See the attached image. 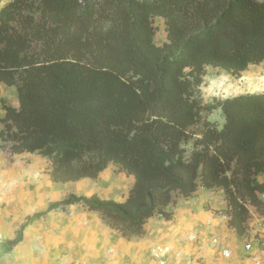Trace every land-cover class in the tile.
Instances as JSON below:
<instances>
[{
	"label": "trees",
	"instance_id": "obj_1",
	"mask_svg": "<svg viewBox=\"0 0 264 264\" xmlns=\"http://www.w3.org/2000/svg\"><path fill=\"white\" fill-rule=\"evenodd\" d=\"M263 62L264 0H0V83L19 101L1 98V147L50 159L57 183L110 164L132 176L122 202L72 193L49 207L82 204L128 239L199 187L223 191L229 227L248 237L264 216V92L205 102L202 87L207 67L240 76Z\"/></svg>",
	"mask_w": 264,
	"mask_h": 264
},
{
	"label": "crops",
	"instance_id": "obj_2",
	"mask_svg": "<svg viewBox=\"0 0 264 264\" xmlns=\"http://www.w3.org/2000/svg\"><path fill=\"white\" fill-rule=\"evenodd\" d=\"M33 183L40 187L31 201L35 206L45 207L48 202L43 194L52 192L51 202H61L69 195L62 190L72 186L77 187L73 194L78 196L98 195L122 202L134 179L110 164L97 179L55 183L48 176L41 180L34 178ZM20 192L21 197L23 190ZM176 203L168 207L173 212L171 220L152 217L145 225V234L130 239L108 226L98 212L88 211L81 204L62 210L48 208L42 211L46 213L41 222L33 225L24 242L28 240L29 246L57 250V255L47 264H264V247H261L264 246V217L252 210L249 236L245 238L228 225L229 207L223 191L200 187L189 198L178 196ZM214 240L220 244L213 245ZM248 243L253 246L250 250L246 249ZM161 244L171 251L156 261L150 250ZM225 251L230 257L224 256ZM37 261L30 259L31 264H39Z\"/></svg>",
	"mask_w": 264,
	"mask_h": 264
},
{
	"label": "rangeland",
	"instance_id": "obj_3",
	"mask_svg": "<svg viewBox=\"0 0 264 264\" xmlns=\"http://www.w3.org/2000/svg\"><path fill=\"white\" fill-rule=\"evenodd\" d=\"M154 25L157 28L156 43L162 45L167 41L164 19L156 18ZM202 92L205 102H212L215 98L225 99L239 94L264 92V62L259 65H251L248 70L243 72L240 76H233L227 71L207 67ZM1 98H5L8 103L15 107L19 105L16 89L0 83V116H3L4 113L1 106ZM209 118L220 126L224 124V118L220 110L214 111ZM2 128L3 126L0 125V129ZM51 170L52 162L50 159L42 157L39 154L31 153L11 155L3 150L0 141V187L2 188V190H0V242L17 239L21 235L22 225L25 223L28 216L39 211H45V209L49 208V203H53L51 202L53 201L51 200L53 196L52 192L47 193L50 201L46 198L47 194H43L45 196L43 199L48 202L45 207L43 205L35 206V202L31 201L32 197L36 195V190L40 187L39 184L42 183L40 182L34 185L33 179L37 178L41 180L44 179V177L48 178V176L51 179ZM15 184L17 185L15 186ZM76 188V186L64 188L62 192L66 195L76 193ZM22 190L23 194L20 197L22 193L20 191ZM41 193L40 191L39 194ZM117 195L120 196L121 193L118 192ZM117 199H119V197H117ZM176 201H178V195H175V203ZM87 210L91 211L89 209ZM48 218L49 217L46 216V221H48ZM39 222H41V219H38L35 224ZM22 234L24 240L27 239L28 230L23 231ZM36 238L37 237H34L32 239L36 241ZM27 242L28 240L20 243L16 248H13V252L11 251L6 254L0 253V264H31L30 259L33 261L37 259L39 264H47L50 262L49 260H53L54 256L57 255V250L54 252L53 249L44 248L40 244V248L29 246ZM251 243L253 244L254 242ZM217 244L220 243H215V245ZM164 247L165 246L161 244L155 247L153 246L150 250L156 261L160 258L158 253L165 252ZM12 253H14V255Z\"/></svg>",
	"mask_w": 264,
	"mask_h": 264
},
{
	"label": "clouds",
	"instance_id": "obj_4",
	"mask_svg": "<svg viewBox=\"0 0 264 264\" xmlns=\"http://www.w3.org/2000/svg\"><path fill=\"white\" fill-rule=\"evenodd\" d=\"M114 165V164H113ZM117 167V166H116ZM68 183V182H67ZM105 200H107V199H105ZM54 204V203H53ZM52 205V204H51ZM50 205V206H51ZM74 205H76V204H74ZM82 205V204H81ZM58 209H63V208H58ZM49 210V209H48ZM97 212V211H96ZM37 213H41L40 211L39 212H37ZM37 213H34L33 215H35V214H37ZM45 213V212H44ZM33 215H31V216H28V218L26 219V221H25V223L22 225V228H21V235L17 238V239H15V240H13V241H10V242H16L15 243V245L12 247V249L10 250V251H7V252H5V251H3V250H1L0 251V253H3V254H6V253H9V252H11L12 250H13V248H16L20 243H23L25 240H24V236H23V234H22V232L23 231H27L28 230V233H29V231H31V229H32V227H33V225H35V222L38 220V219H41L42 217H43V215H41L40 217H38V218H36L35 220H31V221H29V218L30 217H32ZM101 217V216H100ZM104 221V220H103ZM108 225V224H107ZM146 225V224H145ZM109 226V225H108ZM111 227V226H110ZM114 229V228H113ZM116 230V229H115ZM116 231H118V230H116ZM119 232V231H118ZM120 233V232H119ZM135 238V237H134ZM246 238V237H245ZM3 242H8V240L7 241H3ZM3 242H0V244L1 243H3ZM214 243H217V240H214L213 241ZM259 243H262V241L261 242H259ZM248 244H250V245H252L251 243H248ZM253 247V246H252ZM165 248H167L168 249V251H165L164 253H159V257L160 258H162V254H167L168 252H170L171 250H170V248L169 247H164V249ZM247 249V248H246ZM247 250H250V249H247ZM14 251V250H13ZM12 251V252H13ZM226 253L227 254H229V252H225L224 253V256L225 257H230V254H229V256H226ZM13 254V253H12Z\"/></svg>",
	"mask_w": 264,
	"mask_h": 264
},
{
	"label": "built area",
	"instance_id": "obj_5",
	"mask_svg": "<svg viewBox=\"0 0 264 264\" xmlns=\"http://www.w3.org/2000/svg\"><path fill=\"white\" fill-rule=\"evenodd\" d=\"M246 248H247V249H252V245L247 244V245H246ZM160 250H161V249H160ZM162 251H163V250H162ZM165 251H168V249L165 248ZM160 252H161V251H160ZM158 255H159V253H158ZM226 256H229V254L226 253Z\"/></svg>",
	"mask_w": 264,
	"mask_h": 264
}]
</instances>
